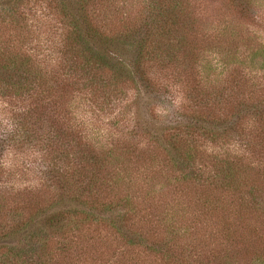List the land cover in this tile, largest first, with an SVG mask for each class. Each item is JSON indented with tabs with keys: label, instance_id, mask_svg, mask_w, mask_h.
I'll list each match as a JSON object with an SVG mask.
<instances>
[{
	"label": "trees",
	"instance_id": "trees-1",
	"mask_svg": "<svg viewBox=\"0 0 264 264\" xmlns=\"http://www.w3.org/2000/svg\"><path fill=\"white\" fill-rule=\"evenodd\" d=\"M219 1L223 51L191 0H0V264H264V14Z\"/></svg>",
	"mask_w": 264,
	"mask_h": 264
},
{
	"label": "rangeland",
	"instance_id": "rangeland-1",
	"mask_svg": "<svg viewBox=\"0 0 264 264\" xmlns=\"http://www.w3.org/2000/svg\"><path fill=\"white\" fill-rule=\"evenodd\" d=\"M139 0H132V3L134 6L133 9L136 7L134 3H136ZM143 1V0H142ZM196 5L197 9L195 11L199 14V20L200 24L203 27V30L205 28V33L207 34V37H210L212 34H216V41L219 43V48L217 50H224V46H227L225 43L228 39V36L226 33H231L230 30L226 31L227 28H231V25L235 23V17L236 14L233 12V10H230L226 8L225 4L219 0H204L201 2V0H191ZM258 3L260 4L258 12L261 14H264V0H258ZM1 20V19H0ZM14 27H17L16 24L13 25ZM13 26H10L8 22H1L0 21V34L1 33H16L20 32L21 29H16ZM24 26L23 30L26 31L27 29L26 23L25 25L23 23H19L18 27ZM212 27L214 28L212 30ZM227 27V28H226ZM26 34H23L21 37V40L25 38V41L28 43L31 42V46H35L38 40L46 41L44 40V36L39 33H30V28L27 29ZM1 36V35H0ZM24 37V38H23ZM36 42V43H35ZM39 49V48H38ZM222 54L217 53L216 56L220 57ZM210 241V240H208ZM207 241V244H208ZM211 248L216 246L215 242L211 240Z\"/></svg>",
	"mask_w": 264,
	"mask_h": 264
}]
</instances>
